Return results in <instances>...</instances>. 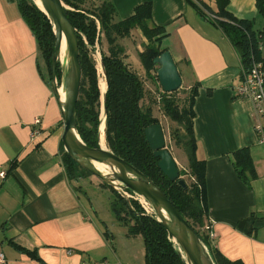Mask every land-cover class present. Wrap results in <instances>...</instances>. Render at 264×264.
I'll return each mask as SVG.
<instances>
[{"label": "crops", "instance_id": "obj_1", "mask_svg": "<svg viewBox=\"0 0 264 264\" xmlns=\"http://www.w3.org/2000/svg\"><path fill=\"white\" fill-rule=\"evenodd\" d=\"M110 1L118 20L150 3L152 23L165 31L160 49L186 73L185 88L197 86L193 132L196 158L205 163L206 221L215 249L230 261L264 264V146L253 129L252 103L234 94L239 60L209 18H216L215 0ZM226 10L237 20L254 21L264 43L256 0H229ZM62 134L35 36L16 2L0 0L1 264H144V252L132 246L126 229L122 248L114 246L115 232L82 200L79 180L68 178ZM243 148L256 174L248 183L233 165L232 154Z\"/></svg>", "mask_w": 264, "mask_h": 264}, {"label": "trees", "instance_id": "obj_2", "mask_svg": "<svg viewBox=\"0 0 264 264\" xmlns=\"http://www.w3.org/2000/svg\"><path fill=\"white\" fill-rule=\"evenodd\" d=\"M23 20L35 36L42 60L43 70L50 82L51 58L54 52V34L47 17L30 1L14 0ZM70 8L67 18L75 28L78 37V59L82 78L79 97L76 104V130L85 145L98 148V128L100 124V90L94 61L90 51L104 40L107 53L101 54V63L105 73V128L106 147L117 157L136 168L148 177L168 198L181 216L194 229L206 246L215 264H241L224 258L214 247L210 239L206 221L205 203V163L196 158V141L193 132V105L197 95V86L188 90L185 105L179 108L173 94L161 93L160 102L164 115L177 125L169 133L174 145L181 148L186 156V170H180L179 176H188L184 190L177 182L169 181L159 170L158 158L153 156L144 136V130L159 124L152 115V110L141 109L144 98V86L138 75L130 70L126 54L117 40L127 38L132 30H138L146 40L139 59L145 73L157 71L153 60L166 52L160 49V42L165 36L164 28L152 23L151 4L144 3L134 9L133 15L118 20L115 7L110 0H61ZM229 0H215L216 18L212 21L221 29L235 49L238 58L245 66L253 61L264 65L263 31H254V21L237 20L227 10ZM88 6V7H87ZM258 15L264 21V0H256ZM202 17L204 14L199 12ZM205 18V17H204ZM56 79L60 82V68L56 67ZM156 78V76H155ZM236 175L244 183L255 179L256 174L247 148L232 154ZM61 160L70 180H79L87 171L79 167L63 150ZM81 174L83 176L81 177ZM184 181V180H183ZM185 182V181H184ZM102 186L111 190L113 200L109 210L119 224L126 228L128 237L140 236L144 246V264H185L178 249L171 241L165 229L153 218L144 215L138 201H127L114 189L104 183ZM132 195L130 191H126ZM36 258L33 253H27Z\"/></svg>", "mask_w": 264, "mask_h": 264}, {"label": "water", "instance_id": "obj_3", "mask_svg": "<svg viewBox=\"0 0 264 264\" xmlns=\"http://www.w3.org/2000/svg\"><path fill=\"white\" fill-rule=\"evenodd\" d=\"M30 1L47 17L54 34L55 43L50 65V87L62 115L63 134L61 144L64 152L79 167L114 189L127 201L134 199L133 197L136 201H144L152 213V215L146 213L144 215L153 218L165 229L185 264H215L194 229L181 216L166 195L136 168L114 155L108 148L103 149L100 146V128L102 123L105 126L106 118L105 93L102 101H100L98 148H90L83 143L76 130V104L79 97L82 72L78 59L77 33L66 14V11L70 9L61 0ZM63 40L65 42L64 63H61L59 55ZM93 49L95 51L96 46ZM95 54L100 59V65L105 76L101 57L99 53L95 52ZM153 63L157 66L156 77L163 93L170 94L181 87L180 75L168 52L156 57ZM57 66H59L61 74L59 84L55 73ZM144 136L153 156L159 159L157 166L161 173L169 181L177 182V185L185 190L187 186L179 178V169L165 146L162 127L159 124L152 125L144 130ZM97 165L103 167L105 171L99 170ZM126 191H130L132 195Z\"/></svg>", "mask_w": 264, "mask_h": 264}, {"label": "rangeland", "instance_id": "obj_4", "mask_svg": "<svg viewBox=\"0 0 264 264\" xmlns=\"http://www.w3.org/2000/svg\"><path fill=\"white\" fill-rule=\"evenodd\" d=\"M91 1L95 2L94 5H96V3L98 4V1L96 0ZM146 43V40L136 29L132 30L127 38L117 40V44L123 47L125 51L126 62L128 63L130 70L136 73L139 79H141V81L143 82L144 98L140 103L141 109L144 110L146 108H150L152 110L153 117L158 120L159 125L162 127L165 137V146L167 150L170 152L179 171L186 170L187 160L184 151L181 148L176 147L174 145V142L169 137L170 131L176 128L177 125L171 122L163 113L162 104L160 102L161 93L163 92L161 90V87L159 86L157 77L155 78L156 73L154 70H152L150 73L146 74L140 63L139 53L144 50V45ZM95 46V51H90V55L92 60L94 61L98 85H100L102 84L101 82H105V76L103 75V71L100 65V59L96 56L95 52L99 53L101 57V54L107 53V45L106 42L103 40L101 45ZM61 61V63H64L63 59ZM177 71L180 75L182 86L171 94H173L172 98L175 99L177 106L181 108L185 105V100L188 94V90L185 88L187 82V75L183 71L180 72L179 68H177ZM82 176L83 174H81V177ZM182 179L185 181V183L190 182L187 175L182 176ZM101 183L102 182L99 179L92 175H84L83 178L79 179V194L81 195L83 201L85 199L90 205V207H93L97 211V218L99 219V221H104V223L109 226L112 231L115 232L114 246L120 249L122 248V243L125 242L124 231L126 228L114 220L109 210L110 203L113 200L112 192L110 189L102 186ZM130 239H134V244H132L134 248H137V250H142L144 252L142 239L140 236L131 237Z\"/></svg>", "mask_w": 264, "mask_h": 264}, {"label": "built area", "instance_id": "obj_5", "mask_svg": "<svg viewBox=\"0 0 264 264\" xmlns=\"http://www.w3.org/2000/svg\"><path fill=\"white\" fill-rule=\"evenodd\" d=\"M211 20L213 17H209ZM239 60L240 80L234 88V94L239 99H247L252 103L254 116V132L258 142L264 146V65L262 62L253 61L250 65L245 66ZM38 119L34 124H38ZM5 176L4 172L0 173V177ZM135 200V197H133ZM144 213L152 215L148 205L142 201H138ZM208 230V227H205ZM212 240L213 235L209 234ZM3 263V256L0 255V264Z\"/></svg>", "mask_w": 264, "mask_h": 264}, {"label": "bare ground", "instance_id": "obj_6", "mask_svg": "<svg viewBox=\"0 0 264 264\" xmlns=\"http://www.w3.org/2000/svg\"><path fill=\"white\" fill-rule=\"evenodd\" d=\"M39 7H41L39 5ZM64 51H65V42L64 40L62 41V44H61V50H60V60L63 59V55H64ZM102 84L99 85V90H100V94H101V101L103 99V95L106 91V82H101ZM104 123L101 124V128H100V131H101V134H100V146L103 148V149H106V145H105V142H104ZM98 169L101 170V171H105V169L101 166H98Z\"/></svg>", "mask_w": 264, "mask_h": 264}]
</instances>
